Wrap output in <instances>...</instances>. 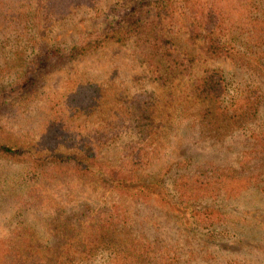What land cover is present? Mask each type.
<instances>
[{
  "label": "rangeland",
  "instance_id": "374dc122",
  "mask_svg": "<svg viewBox=\"0 0 264 264\" xmlns=\"http://www.w3.org/2000/svg\"><path fill=\"white\" fill-rule=\"evenodd\" d=\"M191 1L214 16L224 6L236 20L257 10L236 43L242 55L260 48L264 0ZM12 3L0 0V148L15 153L0 154V261L6 264L13 255L4 252L12 250L25 253L24 264H118L112 250L90 245L98 220L115 215L110 240L126 254L121 264H264V154L252 168L258 186L235 198L182 205L179 222L173 187L183 176L207 180L212 169L233 177L245 152L264 150V105L256 117L240 124L221 119L219 131L209 132L204 104L191 100L201 80L209 72L222 76L229 107L253 83L264 92V78L231 56L208 57L205 31L191 40L192 21L184 17L190 7L179 5L178 17L160 24L178 53L192 60V70L169 80L163 64L146 58L148 34L75 51L135 9L151 10L145 23L157 20L154 0L92 6L68 0L65 15L35 22L18 20ZM232 38L225 27L217 40L229 45ZM82 164L98 174L135 166L143 181L164 177L170 196L143 202L83 175ZM208 210L220 212L222 223L200 225L192 217Z\"/></svg>",
  "mask_w": 264,
  "mask_h": 264
},
{
  "label": "trees",
  "instance_id": "16d2710c",
  "mask_svg": "<svg viewBox=\"0 0 264 264\" xmlns=\"http://www.w3.org/2000/svg\"><path fill=\"white\" fill-rule=\"evenodd\" d=\"M8 1V0H6ZM11 7L15 11L16 15L20 18H31L32 21L54 19L58 15L62 16L67 13L69 9H66V4L68 0H14ZM146 0H132L135 5L143 3ZM150 1V0H149ZM153 1V0H152ZM155 4L158 6V16L157 20L152 21V23L147 24L145 22L152 19L153 15L149 11H140L135 9L131 11L127 16H122L120 22H113L111 24L108 34L105 36H100L93 42L87 44H78L75 46V51L80 53L82 50H87L88 47L94 45L109 43L111 41L117 40L119 42H125L130 38L132 34L147 35V48L146 58L151 61L154 59L155 63L166 67L167 78L169 80L176 79L184 70H192L188 63L192 61L190 56L186 54L178 53L176 46L163 34L160 28L161 21L167 19H175L178 17L176 13L180 9V6H186L191 8V12L185 13L184 17L188 21H192L189 27V33L191 35L192 41H198L202 38V32L205 31L206 35L203 36L204 42L208 45L206 50V55L211 58L215 57H225L231 56L234 59L241 61L243 66L246 68L253 69L256 71V75L260 78H264V36H258L257 44L260 48L256 51L254 47L250 48V56L248 54L242 55L238 51L239 46L236 42L239 41L246 35L244 26H249L252 24L251 16L257 10L251 11L250 18H241L236 20L228 8L221 6V12L214 16L212 12H206L204 8L201 7L199 2H194L191 0H154ZM251 1V0H250ZM72 3H80V5L92 6L95 4V0H70ZM6 6L7 4H3ZM155 8V7H154ZM153 8V9H154ZM167 13L163 14V11L159 9H165ZM179 9V10H178ZM24 15V17H23ZM245 24V22H247ZM202 23L205 25L199 26ZM146 26V27H145ZM225 27H229L230 34L233 35V40L235 42L227 45L221 44L217 37L224 31ZM204 29V30H203ZM147 30H153L156 34H152ZM106 32V33H107ZM240 32V35H238ZM111 37V38H110ZM140 39L144 40L143 37L138 36ZM253 44L255 41V34L249 38ZM84 45V46H83ZM226 46V47H225ZM227 47L229 49H227ZM236 49V50H234ZM62 52L59 49L54 53L53 57L58 53ZM242 55V56H241ZM52 57V58H53ZM260 84L253 83V88H248L245 90L239 98H236L231 106L226 107L223 104L224 97L226 96L227 88L223 81L222 76L217 73L209 72L208 76L203 78L193 91L192 101L201 102L204 104V110L202 114L206 113L209 117L208 123L205 125L209 132L219 131L221 124L220 120L231 121L235 124H240L246 120L256 117L259 114L260 109L264 105V92ZM204 112V113H203ZM251 153H244V160L240 162V168L238 171L233 172V177L227 174V171L220 170L215 171L212 169V175L207 178V180H202V178L194 177L193 179L189 176H183L174 182L173 187L178 195V203L176 204V218L183 220V213L179 210L184 206H190L195 202L204 200L206 198L215 199L226 194L228 198H235L240 196L243 192H246L252 186H258L260 182H257L258 178L252 168L256 164L259 156H263L264 150L251 149ZM9 153L14 155L15 153L10 151L8 148H0V154ZM61 155L57 156V159ZM264 157V156H263ZM186 163V162H185ZM91 165L82 164V169L80 170L83 175L89 174V176L98 180L97 183H110V189L118 190L122 194H130V196L140 199L143 202H149L155 198L167 202L168 191L166 189V182L164 177H159L156 181L147 182L143 181L139 175V168L129 165L124 171L114 172L112 169L104 168V173H94L91 170ZM103 170V169H102ZM249 173V174H248ZM254 183V184H253ZM253 184V185H252ZM132 191L133 193H130ZM194 220L200 225H216L222 223L223 216L220 212L216 210H208L205 213L196 212L192 216ZM117 216L113 215L110 221L104 223L98 220L99 225L94 227V239L90 242V245L95 243L97 246L103 248H109L113 251L118 264L124 262L126 254L119 250L117 243H112L110 233L111 229L117 223ZM102 223V224H101ZM91 237V232L89 233ZM7 248L3 249L6 250ZM29 251L33 254L34 248H29ZM12 254V258L6 260V264H24L25 253L17 252L14 256L12 250H6L4 255ZM124 254L125 257L122 258ZM0 264H3L0 261Z\"/></svg>",
  "mask_w": 264,
  "mask_h": 264
}]
</instances>
